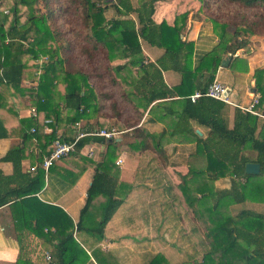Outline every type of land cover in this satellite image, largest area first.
<instances>
[{"label":"trees","instance_id":"1","mask_svg":"<svg viewBox=\"0 0 264 264\" xmlns=\"http://www.w3.org/2000/svg\"><path fill=\"white\" fill-rule=\"evenodd\" d=\"M76 1L86 15L87 21L91 23V39L90 37L87 39L93 42L91 46L94 53L98 51L103 53L107 61L105 70L113 72L107 74L110 76L111 83H116L113 76L125 83H128L127 77L129 80L130 76L137 77L134 78L136 83L133 84V91L139 99L145 98L146 108L155 102L174 101L173 99L177 98L178 102H169L167 106L169 108L173 107L172 104L181 106L180 114L174 115L171 114L173 112L167 111L161 119L170 118L174 122L172 137H177L180 142L196 143L197 153L207 157L203 171L201 173L193 171L196 177H200L199 184L202 188H196L197 192L194 193L191 181L179 188L195 216L204 220L206 213V221H208L207 214L211 221L207 225V245L202 260L184 264H264V214L246 210L236 215L230 213L226 216L222 211L224 206L230 208L232 205L243 203L249 190L254 194H264L263 185L252 182L253 178L264 177V120L258 135L262 119L237 109L235 126L230 129L226 117L228 105L205 96L195 103L189 99L195 92H207L227 57L232 58L229 69L247 73L248 62L238 53L248 51V38L257 33L249 26H244L243 30L237 29L232 33L228 24L220 23L212 18L215 31H219L218 44L193 69L195 43L183 39L188 13L178 16L175 25L169 26L166 22L157 24L153 20L158 0H145L137 7L133 5L132 0H72L74 4ZM227 1L245 8L264 6V0ZM5 2L7 4L12 2L10 22L9 16L4 13ZM39 2L40 0L3 1L4 5L2 4L3 8L0 11V85L9 93L14 92L28 97L38 114L40 116L42 113L46 114L47 119L59 117L58 107L62 102L64 108L72 114L70 124H76L82 119L91 117H97L100 122L104 116L105 103L111 101L110 94L101 93L96 87L90 85L92 77L88 72L68 70L66 60L60 56L62 46H58V41L64 33H55L52 30L51 11L48 17L36 15V6ZM21 8L29 11V17L25 21L20 15ZM110 8L118 14V18L107 17L106 12ZM32 37L34 40L31 42ZM142 41L163 49L164 54L155 63H145ZM76 52L78 55H84L80 50ZM42 57H46V60L43 61L40 69L42 73L35 77L37 86L31 90H25L22 88L25 75L24 62H37ZM115 59L128 61L123 65L112 66L111 63ZM134 69L140 72H135ZM163 71L178 72L182 75V83L173 89L169 88L164 81ZM255 82V93L260 96L257 109L259 111L262 109L264 113V68L255 71ZM33 120V118L26 119L21 123L31 125ZM105 124L102 128H94H115ZM138 125L131 126L130 129L128 127L126 131L116 128L125 135L121 143H118L116 139L92 136L85 137L79 142L77 153L90 143L106 145L107 151L103 155L102 162L97 165L92 185L88 190L86 205L81 210L80 219L76 225L62 209L46 206L54 208L60 214V217H54L53 223L48 224L49 228H55L57 240L49 264H94L92 257L80 246L74 235L78 231L103 237L108 223L124 204L130 188L120 182L119 170L115 168L118 155L122 152L130 154L131 146L136 149L144 148L147 151L148 145H151L148 138L156 139L153 135L145 133ZM94 128L87 126L81 130L89 132ZM54 133L46 137L47 146L50 147L46 150L45 147L43 148L40 165L34 173L22 171L24 151L22 148L12 149L2 159V161L13 163L14 174L7 177L0 171V208L15 203L26 206L38 202L36 196L46 184V172L42 164L44 158L52 151L51 144L56 139ZM7 135L0 121V138ZM132 137L137 138L138 141L129 146L126 141H130ZM152 142H154L152 146L156 145V150L162 147V143L157 140ZM245 150L256 153L254 161L244 154ZM159 156L165 158V152L161 150ZM252 162L260 164L258 175L246 173V165ZM229 175L235 178L230 190L216 192L213 188L210 189V185L212 186L215 181ZM241 180H248V182L242 183ZM249 182L252 184H248ZM96 194L106 195L108 203L97 228H86L83 225V216L87 213ZM209 204L213 206L209 207ZM20 222L19 219L15 222V230L18 233L21 231ZM35 228L36 235L43 236L38 232V228ZM18 239H20L19 235ZM92 256L98 264H120L111 255H105L102 259L96 253ZM20 260L18 264H27ZM147 264H169V260L164 254L159 253Z\"/></svg>","mask_w":264,"mask_h":264},{"label":"crops","instance_id":"2","mask_svg":"<svg viewBox=\"0 0 264 264\" xmlns=\"http://www.w3.org/2000/svg\"><path fill=\"white\" fill-rule=\"evenodd\" d=\"M190 1L191 0H159L155 5L153 20L157 24L166 22L169 26H174L178 16L185 13L189 14L183 32V39L195 43L192 60V68L195 69L202 58L214 49L219 39L210 26L204 25L205 22L192 20ZM131 18L134 17L131 16ZM142 49L145 55V63H155L164 54L163 49L151 46L145 41H142ZM127 61L126 59H115L111 64L112 66H118L125 64ZM38 62H40V60L37 62H24L25 75L22 88L25 90H31L37 86V82L35 81L37 70L34 71V68L35 66L37 67ZM253 65V63L250 64L248 74L238 73L223 67H220L217 72L215 81L217 80L228 85L230 99L237 105L246 106L250 104L254 96L257 95V93H255L256 82L253 78L254 73H252ZM134 78L136 79L137 77ZM134 78L130 76L129 80L127 77L126 81L133 84V81L135 82ZM163 78L166 85L171 89L182 83V75L175 71H163ZM132 86L134 88V85ZM127 87L129 86L127 85ZM133 93L134 91L132 89L129 98H133V104L136 100L137 109L141 112L139 115L141 119L138 127L143 128L145 133H149L156 138H148L151 145L154 143L152 142L154 140L162 143V147H160L159 150L157 149V154L162 150V152L171 155L169 151L172 150L175 155L178 151L183 150L189 152V156L192 154L193 158H195L194 160L201 159V161H207L205 155L197 153L196 143L180 142V139L171 136L174 122H172L170 118H166L165 120L161 119L167 111L170 113L173 112L171 114L174 115L180 114L182 111L181 106L175 104H172V108L167 106L169 102H178L177 98L173 99L174 101L155 102L146 108L147 102L145 98H136ZM237 109L238 108L231 105L227 107L226 117L230 129H233L235 126V114ZM33 110L36 111V116L32 115ZM58 111L60 115L56 119L53 117L47 119L44 113L40 116L33 102L29 100L28 97H24L17 93L15 94L14 92L9 93L5 87L0 85V121L8 134L7 137L0 138V171L4 176L10 177L14 174L13 163L11 161H2L9 151L14 148H22V150H24L22 153L23 173L35 172L36 168L40 165V159L44 153L43 148L45 147L46 150V148L49 149L50 147L47 146L46 141V137L50 134L45 132L44 128V124L47 120L53 121L51 129L55 132L56 138H62L67 141L71 140L81 129L87 126L102 128L106 125L105 123L114 121V118L102 116L100 122L97 117H91L89 119H82L76 124H70L69 122L70 118H72V114L64 108V103H59ZM260 111L264 114L262 109ZM31 118L34 119L31 125L21 123L22 120ZM260 119H262V121L258 129V135L262 130L264 120L263 118ZM33 129H36L35 133L32 132ZM196 131L200 132V130ZM113 139H116L118 143L122 142V137L120 136H116ZM106 151V145L100 143H90L86 145L80 152H76L74 155L56 162L46 172L45 187L36 196L38 202L27 204L26 206H22V203H15L0 208V264H18L20 259V261L26 262L27 264H49L50 256L54 251L57 240L55 228H49L48 224L53 223L54 217H60V214L54 208H48L46 206L62 209L71 217L76 225L80 219L81 210L86 205L88 190L92 185L97 165L102 162L103 155ZM244 154L253 161L256 158V153L252 150H245ZM148 155V151L137 155H130L128 152H122L118 155L115 168L119 170L120 182L129 186L130 192L124 204L108 223L105 235L100 237L97 234L75 232L74 236L76 241L92 257L94 264L98 263L94 260L95 258L92 254L98 249L101 250L99 254L101 259L105 255H111L120 264H130V261L134 260V248L133 246L129 247L128 244L138 239L134 236L135 230L133 228L135 227L134 222L136 219L129 215L130 211L135 209V205L139 204V202H136L138 196L148 195L147 197H150L152 192H154V189H145L143 186L150 183L153 184L152 181L155 179L151 170L155 168L145 166V168H148V174L146 173L148 178L146 183L142 185L139 180L140 176H138V172L142 169V164L151 163V161L155 159L154 156ZM168 158L172 157L168 156ZM119 161H121L120 165H118ZM173 168L178 171V167ZM164 171L165 170L160 172L163 173ZM146 174L144 175L146 176ZM176 178L178 177L176 176ZM234 179L235 178L230 175L221 178L215 181L212 186L210 185V189L213 188L216 192L220 190H230ZM241 181L242 183L248 182V180ZM252 182L262 184L264 189V177L259 179L253 178ZM252 182L248 184H252ZM159 191L161 195L162 190ZM245 197L246 199L243 203L232 205L230 208L224 206L222 209L223 213L227 216L230 213L236 215L241 211L250 210L264 214V194H254L249 190ZM107 203L108 197L106 195L96 194L93 196V201L87 213L83 216L84 227L97 228L99 220L103 217ZM147 204L151 206L150 202H147ZM142 205L140 207H142ZM208 206L210 207L213 205L209 204ZM17 219L21 221L20 233L15 230V222ZM208 221L209 223L211 222L209 218ZM35 227L38 228V232L43 236L36 235ZM18 235L20 239H18ZM159 253V251L154 252L153 256ZM78 255L80 254L78 253Z\"/></svg>","mask_w":264,"mask_h":264},{"label":"rangeland","instance_id":"3","mask_svg":"<svg viewBox=\"0 0 264 264\" xmlns=\"http://www.w3.org/2000/svg\"><path fill=\"white\" fill-rule=\"evenodd\" d=\"M142 1L145 0H133L132 3L139 6ZM190 2L192 20L205 22L204 25L210 26L216 36H218L219 31H215L212 18L220 23L228 24L232 33L237 29L243 30L244 26H249L257 33L249 36L248 51L238 53L241 58L248 62L249 68L251 63L254 64L252 73H254L253 78L255 79V71L264 68V6L245 8L230 4L227 0H205L204 2L191 0ZM2 4L4 5V3ZM11 7L12 2H8V4L5 2L9 22L12 18ZM36 11L38 17H48L51 11L53 14L50 24L52 30L55 33H64L58 41V46H62L60 56L66 60L68 70L71 72H88L92 77L90 78L92 80L90 85L96 87L101 93L110 94L111 101L104 102L103 112L106 118H114V121L107 122V124L117 129H125L124 131L128 127L130 129L131 126L138 125L141 112L137 109L136 100L133 104V98H129L133 89L132 85L136 82H133V84L130 82L125 83L120 79H115L112 74L116 83H111L110 76L107 74L113 72L112 70L111 72L105 70L104 66L107 65V61L103 53L99 51L94 53L91 46L93 42L87 39L88 37L91 39V23L87 21L86 15L77 1L74 4L72 0H40L36 6ZM20 15L22 20L25 21L29 17V11L26 8H21ZM106 15L109 19L118 17V14L112 8L108 9ZM33 40L34 37L31 38V42ZM81 48L83 49L81 50ZM77 50H80L84 55H78ZM80 52L79 54H81ZM44 60H46V57H42L40 62L37 63V67H33L34 71L37 70V76L42 73L40 69ZM134 70L140 72L138 69ZM135 97L137 98L136 95ZM117 136L124 137L125 135L120 134ZM137 141V138L132 137L130 141L126 142L128 145H134ZM131 147V155H137L145 151L144 148ZM148 147V156H154L155 159L151 163H143L138 176H140L139 180L142 185L146 183L148 178V168H145V166L155 168L151 170L155 179L152 181L153 184L143 186L145 189H154V192L150 197H147L148 195L138 196L136 202H139L140 205H135V209L130 211L129 216L136 219L133 228L135 230L134 236L138 238L128 244L129 247L133 246L134 248V260H131L130 264H147L152 259L153 253L158 251L167 257L169 264H184L186 262H197L199 259L202 260L207 245L206 234L209 221H206V213L204 220L202 218L200 220L198 219L199 216L198 218L195 216L193 209L187 205L179 188L190 181L194 193L197 192L196 188H202L199 184L201 182L200 177H196L192 171L194 169L197 173H201L205 168L206 164L204 163L206 161L194 160L192 154L189 156V152L183 150L178 151L175 155L170 150L169 154L171 155L165 153L166 157L162 158L157 154L156 145H148ZM168 156L172 158H168ZM173 167H178V171ZM163 170L165 171L161 173ZM159 190H162L161 195ZM196 198L200 199L199 197ZM147 202H150L151 206ZM141 205L142 207H140ZM201 208L204 207L201 206ZM95 253L99 256L101 250L98 249Z\"/></svg>","mask_w":264,"mask_h":264},{"label":"built area","instance_id":"4","mask_svg":"<svg viewBox=\"0 0 264 264\" xmlns=\"http://www.w3.org/2000/svg\"><path fill=\"white\" fill-rule=\"evenodd\" d=\"M2 3L3 0H0V11L2 10ZM5 14H8V10H4ZM230 90L227 85L220 81H214L208 88L206 93L196 92L189 97V99L195 103L202 97H209L220 102H223L227 105L235 106L236 108L240 109L244 113L252 114L264 119V115L257 109L260 103V96L257 94L254 96L253 101L246 105L240 106L234 103L229 96ZM33 116H36V111L33 110ZM53 123L52 120H47L45 122V132L51 134L53 133L51 129V124ZM33 133L36 132V129L32 130ZM122 134L121 132L117 131L116 128L111 129H93L89 132H84L80 130L71 140L67 141L62 138H56L55 141L52 143V151L51 153L44 158L42 167L47 172L56 162L62 160L64 158L70 157L77 152V147L79 142L88 136L92 137H103L106 139H113L117 135ZM121 164V161L118 162V165Z\"/></svg>","mask_w":264,"mask_h":264},{"label":"water","instance_id":"5","mask_svg":"<svg viewBox=\"0 0 264 264\" xmlns=\"http://www.w3.org/2000/svg\"><path fill=\"white\" fill-rule=\"evenodd\" d=\"M232 58L227 57L222 63L223 68H228L231 64ZM260 164L258 163H249L246 165V173L250 175H258L260 173Z\"/></svg>","mask_w":264,"mask_h":264}]
</instances>
